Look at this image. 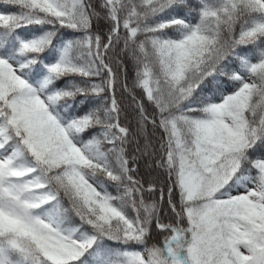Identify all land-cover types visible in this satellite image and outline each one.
Wrapping results in <instances>:
<instances>
[{"label": "snow or ice", "instance_id": "6c2138e0", "mask_svg": "<svg viewBox=\"0 0 264 264\" xmlns=\"http://www.w3.org/2000/svg\"><path fill=\"white\" fill-rule=\"evenodd\" d=\"M0 7V264H264V0Z\"/></svg>", "mask_w": 264, "mask_h": 264}, {"label": "trees", "instance_id": "16d2710c", "mask_svg": "<svg viewBox=\"0 0 264 264\" xmlns=\"http://www.w3.org/2000/svg\"><path fill=\"white\" fill-rule=\"evenodd\" d=\"M5 9L4 8H2V7H0V11H4ZM13 10H15V9H13ZM127 70L132 74H134V72H133V68H132V65L130 64V63H128L127 64ZM127 82H128V84H129V87H131V85H132V82L131 81H129L128 79H127ZM135 91V93H139V90L138 89H136V90H134ZM141 93V92H140ZM141 94H139V95H137V96H140ZM126 98L129 100V98H128V95L126 96ZM130 101V100H129ZM124 103V102H123ZM129 106L127 107V106H125V103H124V106H125V108H126V111H127V114H128V118H129V120H132V118H133V116H134V113H133V111H132V108H131V106H130V103L128 104ZM133 124H134V121H133ZM142 161H143V159H141L140 160V163H142ZM147 169H145V167H140V174L145 178V179H149V178H154V179H158V181L162 184L163 183V180H164V177H163V175L162 174H159L158 175V173L157 172H152L151 174H150V176H149V170H147Z\"/></svg>", "mask_w": 264, "mask_h": 264}, {"label": "rangeland", "instance_id": "374dc122", "mask_svg": "<svg viewBox=\"0 0 264 264\" xmlns=\"http://www.w3.org/2000/svg\"><path fill=\"white\" fill-rule=\"evenodd\" d=\"M127 79L131 82H133V79H134V74L133 73L131 74L128 70H127ZM120 93H122V95H123V102L125 103V106L128 107L129 106L128 104L130 103V101L126 98V96L128 94L126 92H123V90H120ZM139 94L142 95V93H140V91H139V93H136V95H139ZM140 167H145V169L148 170L147 164L144 160L142 161V163H140Z\"/></svg>", "mask_w": 264, "mask_h": 264}]
</instances>
